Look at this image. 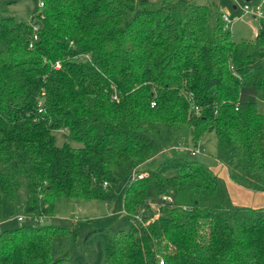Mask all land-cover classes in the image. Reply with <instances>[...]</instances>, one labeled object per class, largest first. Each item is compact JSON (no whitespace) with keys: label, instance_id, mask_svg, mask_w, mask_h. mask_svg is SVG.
Masks as SVG:
<instances>
[{"label":"trees","instance_id":"1","mask_svg":"<svg viewBox=\"0 0 264 264\" xmlns=\"http://www.w3.org/2000/svg\"><path fill=\"white\" fill-rule=\"evenodd\" d=\"M41 2L27 21L0 18V221L25 182L37 222L59 198L113 203L125 183L129 227L97 231L102 264H264V208L235 205L182 150L185 133L203 148L215 134L230 179L264 193V22L236 41L215 0ZM69 235L3 231L0 264H68L54 248Z\"/></svg>","mask_w":264,"mask_h":264},{"label":"rangeland","instance_id":"2","mask_svg":"<svg viewBox=\"0 0 264 264\" xmlns=\"http://www.w3.org/2000/svg\"><path fill=\"white\" fill-rule=\"evenodd\" d=\"M41 0H0V18L15 17L19 21H27L32 18L40 9ZM220 6L223 14L228 13L233 37L236 41L254 40L260 29V22L257 18L243 15L242 9L245 6L253 9L258 6L259 0H215ZM236 8V9H235ZM57 146L61 147L68 143V134L64 130L53 132ZM185 144L192 148L189 134L183 135ZM205 154L197 157H189L190 161H197L201 165L211 169L219 176L226 175L225 168L217 161V140L215 134H207L204 141ZM72 146L79 147V144L72 143ZM168 155H162L148 164V169H155ZM147 168V167H146ZM174 175V173H171ZM125 183L119 187V196L113 203L104 201L87 200L78 204H71L67 200L59 198L56 201V209L53 217L43 218L40 222L28 218L25 213V204L28 196L27 183L25 182L16 196L15 203L9 201L4 203L3 216L0 221L1 231L16 229L20 226H35L50 224L67 229L70 232L68 237L55 242L54 256L65 257L68 253V264H102V245L109 234L129 227L128 216L124 211L122 193ZM173 196H171V199ZM151 211L158 214L159 198L152 190H149ZM23 217L24 221L19 222L18 218Z\"/></svg>","mask_w":264,"mask_h":264},{"label":"crops","instance_id":"3","mask_svg":"<svg viewBox=\"0 0 264 264\" xmlns=\"http://www.w3.org/2000/svg\"><path fill=\"white\" fill-rule=\"evenodd\" d=\"M225 171H226V175L222 176V178L225 180L227 184L232 201L235 205L247 206L251 208H264V193H256L235 184L230 179L229 173L226 168Z\"/></svg>","mask_w":264,"mask_h":264},{"label":"built area","instance_id":"4","mask_svg":"<svg viewBox=\"0 0 264 264\" xmlns=\"http://www.w3.org/2000/svg\"><path fill=\"white\" fill-rule=\"evenodd\" d=\"M44 6L43 2L40 3V7L42 8ZM242 14L243 15H249L251 17L257 18L259 21L264 22V0H262L261 2H259L258 6L251 9L249 8V6H245L242 10ZM223 19L227 24V28L231 29L230 26L233 25V22L231 23L230 17L228 14H224L223 15ZM230 25V26H229ZM37 39V37L35 38V40ZM182 150L187 151L192 157H197L198 155H202L205 153V149L203 148L202 144H198L196 147H186V146H182ZM143 176L140 175L139 178H142ZM164 202H171V198L169 197H163ZM36 222L38 221V219H33ZM19 222H23L24 218L23 217H19L18 218ZM2 234V231L0 229V235ZM163 264V263H161Z\"/></svg>","mask_w":264,"mask_h":264},{"label":"water","instance_id":"5","mask_svg":"<svg viewBox=\"0 0 264 264\" xmlns=\"http://www.w3.org/2000/svg\"><path fill=\"white\" fill-rule=\"evenodd\" d=\"M247 2H250L251 0H246Z\"/></svg>","mask_w":264,"mask_h":264}]
</instances>
